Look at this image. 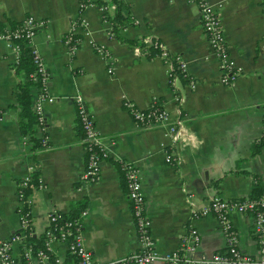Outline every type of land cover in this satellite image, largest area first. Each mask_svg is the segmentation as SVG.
I'll use <instances>...</instances> for the list:
<instances>
[{
    "label": "crops",
    "instance_id": "0c3cea01",
    "mask_svg": "<svg viewBox=\"0 0 264 264\" xmlns=\"http://www.w3.org/2000/svg\"><path fill=\"white\" fill-rule=\"evenodd\" d=\"M83 1L0 0V31L27 16L45 22L32 43L45 62L47 93L54 98L43 102L44 122L35 124V134L44 136L45 144L36 147L19 125L20 78L12 67L18 62L16 53L0 40V240L22 233L19 186L38 172L33 185L43 187L29 195L35 236L48 228L53 210L70 214L80 202L78 211L86 209L85 243L96 260L108 262L139 251L129 188L122 178V165L128 162L139 169L159 252L181 248L193 231L201 237L195 257L224 250L226 236L217 217L200 211L214 196L251 197L264 183L263 0H207L221 16L231 59L244 69L231 84L221 82L220 60L195 0H123L130 22L121 35L146 37L147 45L157 37L185 63V76H177L173 86L172 66L163 56L149 58L144 48L110 35V2L97 0L81 9ZM103 5L109 6V14ZM75 24L81 40L72 53L66 36ZM93 44L103 46L109 56L97 53ZM40 93L41 87L31 88L34 111ZM79 97L106 149L95 181L83 180L87 152L78 130ZM154 99L168 110L170 122L137 126L125 102L146 108ZM231 219L241 250L258 255L253 216L237 212ZM23 239L21 235L12 243L18 264H39L36 258H20ZM53 249L62 261L73 262L66 244L54 243Z\"/></svg>",
    "mask_w": 264,
    "mask_h": 264
},
{
    "label": "built area",
    "instance_id": "2783aa9c",
    "mask_svg": "<svg viewBox=\"0 0 264 264\" xmlns=\"http://www.w3.org/2000/svg\"><path fill=\"white\" fill-rule=\"evenodd\" d=\"M96 1L84 0L81 3V9ZM195 1L199 6L201 24L209 40L210 47L220 60L221 82L231 84L244 73V69L237 65L229 55L221 16L218 11L207 0ZM101 9L104 11V14H108V5L101 6ZM262 9L264 13V0ZM24 21V29L26 30L24 36L28 39V45L32 47L34 62L37 65V72L31 76L37 79L38 75H40L43 81L35 110L41 123H43V102H52L54 98L47 93L46 86L49 72L39 50L33 45L32 41L37 31L45 25V22L38 20L34 16H27ZM81 25L84 26L85 24L81 22ZM78 27L79 25L75 24L73 30L66 37V43L70 46L72 53H75L78 48L77 43L71 45L73 34L78 30ZM21 31L20 29L13 31L9 26L0 31V40L6 41L9 47L15 51L17 60L21 51L20 45L15 43V39L22 35ZM110 35L113 36V33H110ZM93 45L97 53L109 56L103 46ZM167 56V53L164 52L163 57L166 58ZM178 62L185 74V63L179 58ZM158 103L159 101L154 99L146 108H140L131 101H126L125 105L130 110L137 126L141 128H153L170 122V113L163 105H159ZM77 116L84 129L82 141L87 152L83 180L95 181L99 178L103 160L101 156L106 155V149L100 134L96 130L94 118L80 97L77 102ZM171 129L173 131L175 128L172 126ZM123 169L128 181L129 200L141 242L139 251L108 262H100L95 259L92 250L85 243L83 223L64 216L58 210H53L49 215V226L44 232L46 236L44 248L35 251L32 247V240H28L26 243L28 246L27 251L25 253L21 252L20 258H25L26 260L36 258L39 264H68L62 261L53 249L54 243H62L67 245L68 253L73 258L71 264H152L156 261H162L164 264H264V183L261 186L260 195L256 198L225 199L220 196H214L209 200L207 205L203 206L200 215L207 216L214 214L217 217L220 227L226 236V248L214 252L210 256L195 257L193 254L201 241L200 235L195 231L191 233L189 238L184 240L181 248L166 253H161L157 250L156 242L151 233L152 220L147 215L145 209V197L139 169L128 162L123 163ZM30 181L31 177L29 176L19 186V212L21 215L22 233L14 236L12 239L0 240V264H18V260L12 253L13 241L20 240L21 235L24 236L23 240H25L28 234L34 233L31 209L23 211L26 202L29 205L31 204L30 199L25 197L24 192L25 188L29 186ZM30 186L32 189L43 187L41 183L36 187L33 184H30ZM237 212L251 214L254 218L253 231L259 244V254L256 256L243 252L239 247L238 232L231 219V215Z\"/></svg>",
    "mask_w": 264,
    "mask_h": 264
},
{
    "label": "trees",
    "instance_id": "16d2710c",
    "mask_svg": "<svg viewBox=\"0 0 264 264\" xmlns=\"http://www.w3.org/2000/svg\"><path fill=\"white\" fill-rule=\"evenodd\" d=\"M101 4L108 3L112 4L114 6V9L110 13V22L112 23V32L114 34L113 38L119 39L121 42L128 43L131 46H137L144 48L147 52V56L149 58H154L157 56H163V53H167V57L164 58L167 62H169L172 66L171 72H170V84L173 86V82L177 76L184 77L185 74L183 73L180 63L178 62V55L173 54L169 52L167 49L164 48L162 45V42L157 37H151L150 38V45H147L146 37L136 38V39H126L121 35L122 30H124L127 27V24L130 22V15L127 12L129 9L128 5L124 4L123 0H99ZM109 14V12H108ZM3 29L6 28L5 26L2 27ZM9 28L11 30L15 31L17 29L22 30V35L17 37L15 39V43L20 45V56L18 59V62L14 64L12 67L15 70L16 75L20 78L17 89H16V97H17V105L21 106V112H20V120L19 125L21 127V130L23 134L27 137H29L31 142H35L36 147L37 146H44V136H36V128L35 124L42 126L41 121L39 119L38 114L32 109L31 107V88L33 86L41 87L43 86L42 77L38 75V78H32V74L37 72V65L34 62V56L32 53V47L28 45V39L24 36L25 33V21H12ZM67 37V36H66ZM81 40L80 35L73 34V40L71 42V45L76 44L79 45V41ZM25 74L26 78L23 80L21 76ZM160 105V103H158ZM78 130L79 133L84 136V129L82 124L78 121ZM264 142V138L262 140ZM48 145V144H47ZM256 148H258V145H256ZM102 158L107 157L101 156ZM119 162V161H118ZM121 166V162H120ZM123 166V165H122ZM121 166V168H122ZM123 171V184L125 187H128V181L125 177L124 169ZM39 174L38 172H35L33 176H31L30 184H38ZM27 186L25 188V197L28 199L29 195L32 191V187ZM261 188H256L254 192L251 194V197L256 198L260 195ZM81 207L80 202L73 204V209L71 210L70 214H64V216L69 217L73 220H78L79 222L83 223L84 220V213L86 209H82L80 212L78 209ZM30 205L28 202L25 203L24 209L29 210ZM22 229L19 231L21 233ZM17 233H15L14 236H16ZM28 240H32L33 245L32 247L34 250H38L40 248H44V244L46 241V236L43 233L40 236H35V234H28L25 240H23L21 244L22 252L25 253L27 251L28 246L26 245ZM23 260H26L23 258Z\"/></svg>",
    "mask_w": 264,
    "mask_h": 264
}]
</instances>
